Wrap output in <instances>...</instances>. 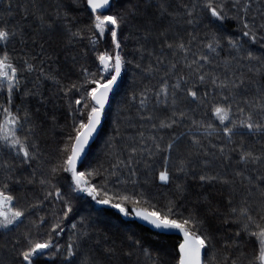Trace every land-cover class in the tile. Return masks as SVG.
Listing matches in <instances>:
<instances>
[{
	"label": "trees",
	"instance_id": "16d2710c",
	"mask_svg": "<svg viewBox=\"0 0 264 264\" xmlns=\"http://www.w3.org/2000/svg\"><path fill=\"white\" fill-rule=\"evenodd\" d=\"M206 2L112 0L104 14L125 19L118 30L121 47L115 49L108 32L103 37L94 33L84 0L79 7L68 5V0L1 1L0 27L15 31L16 36L0 45V58L5 52L10 56L19 69L20 83L11 103L8 92L0 89V125L6 121L3 109L11 105V114L20 121L17 135L35 153V159L25 162L0 143V189L7 184V194L14 197L12 210L24 212L12 226L0 228L2 264H23L19 252L30 240L53 245L35 257L34 264H178L179 237L162 235L131 219L137 210L168 213L170 208L183 218L195 214L202 221L197 234L210 237L203 264H225L226 259L228 264L233 260L258 264L255 238L236 232L246 223L239 215L245 208L253 216L249 228L264 227V188L260 187L264 180L257 179L264 176V162L238 161L241 150L264 154V132L249 134L237 126L229 141L212 109L231 105L228 127L249 113L260 119L255 105L264 103V0H211L223 6L227 13L223 20L211 16ZM61 3L68 5V17L61 16L52 29L41 27L38 16L52 20ZM249 29L255 41L243 35ZM217 39L221 46L209 51L206 44ZM229 39L237 47L230 46ZM181 42L187 55L175 47ZM105 52H119L123 77L103 128L77 169L86 181L81 187L95 189L90 196L76 187L63 167L74 143L70 137H75L81 122L87 123L94 107L88 94L96 87L92 81L103 84L113 74L111 70L106 74L98 60ZM249 52L254 59L247 58ZM201 55H207L209 62L200 60ZM193 60L199 67L187 66ZM29 64L32 71L27 70ZM202 73L206 74L203 83L198 79ZM213 76L219 78L217 84L225 82L228 87L213 85ZM189 88L197 92V100L187 95ZM161 123L172 126L162 128ZM209 124L216 129L212 135H207ZM170 143L173 147L167 149ZM221 147L231 159L221 156ZM203 161H210L207 168ZM165 168L171 177L167 184L158 179ZM205 173L228 183L202 184L199 176ZM103 199L109 203H97ZM112 204H120L129 214ZM70 244L75 252L71 257Z\"/></svg>",
	"mask_w": 264,
	"mask_h": 264
},
{
	"label": "snow or ice",
	"instance_id": "6c2138e0",
	"mask_svg": "<svg viewBox=\"0 0 264 264\" xmlns=\"http://www.w3.org/2000/svg\"><path fill=\"white\" fill-rule=\"evenodd\" d=\"M88 9L91 10L92 19V29L94 33H98L100 37H103L106 32H108L111 36V42L115 46V49H119L121 47L120 41L118 40V30L122 24L125 23V19L123 16L118 15H108L104 14L102 11L105 8H109L111 6V0H84ZM238 2V0H234V3ZM81 0H68V5L79 7ZM68 5L63 3L59 4L55 10L56 15L52 20L45 22L43 15L38 16V19L41 21V27H47L52 29L55 25V21L60 20L61 16L65 19L69 15V8ZM210 11V14L216 20H223L226 18L227 13L224 12V8L222 5H216L211 0L206 2L204 5ZM249 5H244V10L247 11ZM166 11V10H165ZM134 15V13H133ZM191 15V12L188 13ZM27 16V11H25V17ZM188 23H192L191 20ZM264 27V25H262ZM244 28L248 29V23H244ZM71 32V29H68ZM79 33L73 32L72 35H78ZM23 33H21V36ZM245 37H251L253 41H255V35L249 31L243 32ZM16 36L15 31H8L5 27H0V43H6L9 41L10 38ZM228 44L232 47H237V44L234 40L229 39ZM220 41L213 40L206 44V47L209 51H215L216 48L220 47ZM167 47L172 48L173 44L168 43ZM175 47L184 52L187 55V48L186 45L181 42L175 45ZM248 59H254L252 54L249 52L247 54ZM98 60L100 64L103 66V71L108 72L110 71V63H111V71L113 74L110 75L103 84L100 83L99 80L92 81L96 84V87L93 88L88 94L91 96L92 101L98 105L99 107H92L90 113L88 114L87 123L81 122L79 128L76 129L75 137H70V139L74 140V143L71 146V154L67 156L64 164L67 167H63V171L70 172L72 176V180L75 182L77 188L81 191H87L88 195L92 196L93 190H88L86 188H82V183H86L83 180L84 173L77 172L76 170V162L79 159L80 155L83 153L86 144L88 143L89 137L94 133L96 130L97 125L100 122V114L102 109L104 108L105 101L107 100L109 92L112 90V86L117 82L118 77L120 76L121 69H122V57L119 52H116L115 55H110L109 53L105 52L98 56ZM200 60L204 61L205 63L209 62V58L207 55H201ZM27 64V61H25ZM193 64H196L199 67L198 61L193 60L192 64L187 65L188 67H192ZM175 67V65H173ZM28 71H32V65H28ZM19 69L11 62L10 56L5 52L3 57L0 58V86H5L7 88V92L9 94L8 103H11V94L18 90L19 88V77H18ZM206 74H200L198 79L201 83L205 81ZM218 77L213 76L211 78V83L221 88L228 87V84L225 82H220L217 84ZM243 81H241V84ZM233 87H240L233 83ZM176 88L180 87V84L177 83L175 85ZM161 91H166V87ZM26 95V93H25ZM187 95L192 98L193 101L198 99V94L195 90L189 88L187 90ZM207 95V93H205ZM77 104L81 102L79 100L76 101ZM247 103V101H246ZM258 113L260 115L259 120H254L253 115L249 113V115L245 119H241L238 122L236 120L231 121V127H224L223 132L225 136L229 137V141H231V136L235 134L234 130L237 126L241 128H245L248 132H264V103L257 102L255 105ZM3 111L10 115L11 110L9 108H4ZM231 111V105L227 107L216 106L212 109L213 115L219 120L220 124L224 125L225 122L229 121V113ZM240 112L243 113L244 109L241 108ZM175 115V113H174ZM183 113H181V118H183ZM30 119V114L25 113V120ZM173 124L176 123L174 120ZM195 123V122H194ZM11 125V127H9ZM20 126V121L17 116H11L10 120H6L4 125H0V140L5 143L6 147H9L13 150H18V154L22 153L24 161L27 162L31 159H35V153L29 151V148L26 146L24 142L17 135V128ZM162 128L171 127L172 124L161 123L160 125ZM31 131V129L29 130ZM216 131L215 128L212 127L211 124L208 125L207 135H212ZM194 144H199L198 140L193 141ZM35 147V145H33ZM173 145L170 143L167 146V149H171ZM67 152V147L65 148ZM219 152L222 157L225 159H231L230 156L225 155L224 148H219ZM205 155H207L205 153ZM239 163L248 165V164H260L264 162V154L257 155L251 150H241L239 156ZM167 163V160L165 161ZM204 167L207 168L210 164V161H203L202 162ZM185 170V166L182 164L180 171L183 172ZM53 172H56L57 169H53ZM237 175H242L241 172H237ZM158 179L162 183H169L171 180L169 171L165 168L163 171L159 173ZM257 179L264 180V176H258ZM199 180L202 184H211L213 182L218 183H228L227 179L222 178L218 175H209L207 173L201 174L199 176ZM251 182V178H249ZM43 183V181H42ZM8 185L5 184L2 189H0V228H8L9 226L13 225L15 222L20 220L21 217L24 216V212L22 210H12V208L6 209L7 205H11L13 202L14 197L10 194H7L6 189ZM261 188H264V184L260 185ZM177 190L180 192L184 191L182 185L177 186ZM262 197H264V192L261 193ZM57 196H59V192H57ZM124 200H127L128 197H124ZM206 199V197H205ZM97 203L100 204H108L109 201L107 199L99 200ZM139 203V201H136ZM264 203V201H262ZM231 204V201H229ZM113 208L118 209L121 213L127 216L129 213L126 211L124 207L120 204H112ZM71 211V208L68 209ZM209 211H212L209 209ZM232 213H236V209L232 208ZM136 216L142 219L143 221L147 222L148 224L152 225L156 229H163V230H178L183 234V242L179 245V259L178 264H202L201 256L202 250L207 248L210 244V237L205 236L203 234H197L201 227L202 221L197 218L195 214H189L187 218H183L179 214H175L172 212L170 208L168 213H162L161 211L152 210V211H136ZM240 217H243L246 223H243L241 229L236 232V235L239 236L240 232L243 231L246 235L254 237L258 247V255H255L254 260L258 262V264H264V227L259 224L255 225L256 230H251L249 225L253 223V216L249 214L248 209H241L239 213ZM176 216L177 218H172ZM264 219V217H261ZM235 222H239L238 218L235 219ZM58 227V226H57ZM55 231V229H53ZM53 245L50 241L44 242H33L29 241V245L25 250L19 252V257L23 261V264H34V258L38 255L45 253L46 250L52 248ZM58 251V249H57ZM67 255L69 257L74 256L75 252L73 250V245L68 246ZM2 264V262H0ZM225 264H228L227 259L225 260ZM231 264H236V261L233 260Z\"/></svg>",
	"mask_w": 264,
	"mask_h": 264
},
{
	"label": "water",
	"instance_id": "95a60500",
	"mask_svg": "<svg viewBox=\"0 0 264 264\" xmlns=\"http://www.w3.org/2000/svg\"><path fill=\"white\" fill-rule=\"evenodd\" d=\"M111 4H112V0H111ZM110 8H111V6L109 8L103 9L102 11L105 13V12L109 11ZM101 67L103 68L102 65H101ZM110 70H111V63H110ZM105 73L107 74V73H109V71L108 72H105ZM122 77H123V68L121 69V73H120V76L117 79V82L112 86V90L109 92L108 97H107V100L105 101L104 108L102 109L101 114H100V122L97 125L96 130L94 131V133L89 137L88 143L86 144L83 153L80 155L79 159L76 162V170L82 164L83 160L85 159V157L88 154V151H89L90 147L94 144V142L96 141L97 137L99 136V134H100V132H101V130L103 128V125L105 123V114H106V112H107V110L109 108L111 98H112L113 94L115 93V91L117 90V88H118V86H119V84H120V82L122 80ZM92 103H93V106L94 107H99L93 101H92ZM10 108H11V105H9V109ZM11 116H13V115H11ZM11 116L7 120H10L11 119ZM248 133L249 134H252L253 132H251V133L248 132ZM1 135H2V133H1ZM137 211H144V210H137ZM135 213L131 217V219L133 221L141 224L142 226L148 228L149 230L158 232V233H160L162 235H166V236H177V237H179L181 239V243L183 242V234L180 231H178V230L156 229L152 225L148 224L147 222H145L142 219H140L139 217H137ZM178 251H179V247H178ZM203 257H204V250H202V256H201L202 264H203Z\"/></svg>",
	"mask_w": 264,
	"mask_h": 264
},
{
	"label": "rangeland",
	"instance_id": "374dc122",
	"mask_svg": "<svg viewBox=\"0 0 264 264\" xmlns=\"http://www.w3.org/2000/svg\"><path fill=\"white\" fill-rule=\"evenodd\" d=\"M6 87L4 86H0V89L1 90H6L5 89ZM12 114L10 113V115L8 114V113H6V120L11 116ZM218 120V119H217ZM218 122H219V120H218ZM220 123V122H219ZM222 125V124H221ZM229 124L227 123V122H225V124L224 125H222L223 127H226V126H228ZM9 127H11V125H9ZM243 130H247V129H245V128H242ZM0 143H2L4 146H5V143L2 141V140H0ZM10 150H13V149H11V148H9ZM14 152L16 153V154H18V150H14ZM18 155H20V156H23L22 155V153H19Z\"/></svg>",
	"mask_w": 264,
	"mask_h": 264
},
{
	"label": "flooded vegetation",
	"instance_id": "af4514ba",
	"mask_svg": "<svg viewBox=\"0 0 264 264\" xmlns=\"http://www.w3.org/2000/svg\"><path fill=\"white\" fill-rule=\"evenodd\" d=\"M1 1H2V0H0V5H1ZM1 44L4 45L5 43H0V45H1ZM3 87H4V86H3ZM5 87H6V85H5ZM5 89H6V91H7V88H5ZM5 147H6V146H5ZM6 148L9 149V147H6ZM9 150H10V149H9ZM10 151L14 152V150H10ZM14 153H15V152H14ZM8 208H11V205H7L5 210H7ZM0 219H2V218H0ZM11 226H12V225H11ZM9 227H10V226H9ZM9 227H8V228H9ZM4 229H5V228H4ZM6 229H7V228H6Z\"/></svg>",
	"mask_w": 264,
	"mask_h": 264
}]
</instances>
